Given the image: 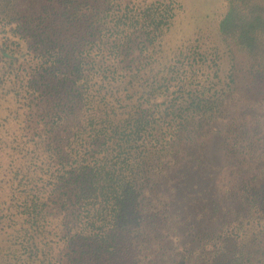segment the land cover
<instances>
[{"label": "trees", "instance_id": "16d2710c", "mask_svg": "<svg viewBox=\"0 0 264 264\" xmlns=\"http://www.w3.org/2000/svg\"><path fill=\"white\" fill-rule=\"evenodd\" d=\"M226 2L0 0V264H264V0Z\"/></svg>", "mask_w": 264, "mask_h": 264}, {"label": "rangeland", "instance_id": "374dc122", "mask_svg": "<svg viewBox=\"0 0 264 264\" xmlns=\"http://www.w3.org/2000/svg\"><path fill=\"white\" fill-rule=\"evenodd\" d=\"M180 2L183 9L172 27L171 35L173 37L194 36L196 31L205 28L204 25L207 29L215 28V19L227 8L226 0H180Z\"/></svg>", "mask_w": 264, "mask_h": 264}]
</instances>
